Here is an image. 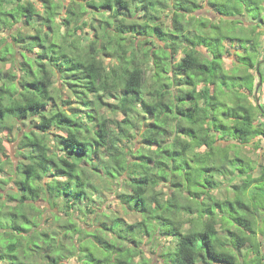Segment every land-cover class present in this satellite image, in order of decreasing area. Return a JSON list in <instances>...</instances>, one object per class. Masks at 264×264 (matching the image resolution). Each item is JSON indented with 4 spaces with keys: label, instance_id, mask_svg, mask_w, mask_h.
I'll return each instance as SVG.
<instances>
[{
    "label": "trees",
    "instance_id": "16d2710c",
    "mask_svg": "<svg viewBox=\"0 0 264 264\" xmlns=\"http://www.w3.org/2000/svg\"><path fill=\"white\" fill-rule=\"evenodd\" d=\"M263 30L264 0H0V264H264Z\"/></svg>",
    "mask_w": 264,
    "mask_h": 264
},
{
    "label": "rangeland",
    "instance_id": "374dc122",
    "mask_svg": "<svg viewBox=\"0 0 264 264\" xmlns=\"http://www.w3.org/2000/svg\"><path fill=\"white\" fill-rule=\"evenodd\" d=\"M203 11L204 10H201V11H199V13L200 12L203 13ZM260 39L263 42V46H264V30H263V35L260 37ZM103 59H104L105 63L108 62L107 58L104 57ZM262 59L264 60V55H263ZM229 60L230 59L225 60L226 67H230V61ZM263 72H264V67H263ZM260 97H261V100H262V104L264 105V92L261 93ZM109 116H111V114H109ZM116 116H117V119H121L122 118L121 115H116ZM29 126H31L29 124V122H23L22 124H20V127H21V129L23 131L28 130ZM20 134H21V132L19 133L18 136H20ZM8 138L12 139L13 137L11 135H9ZM5 146H6V153L8 155H10V157L13 160L14 163H17V161L19 160V156L17 155V150L15 148L16 147V142H9V140H7L5 142ZM263 147H264V143H263ZM251 154H252V156L254 158L256 157V155L263 156L264 155V150H261V149L260 150H256L254 152V154L252 152H251ZM102 196H103V204H102V207H101V211H104L105 213H110V212H117V214L120 213L121 216H123L128 222H132L134 220L131 216L126 215V214L123 213V211L121 210L120 206L117 204V200H116L114 194L108 195V193H107V194H103ZM146 249H148V246H147ZM147 251H149V250H147ZM151 251H152L151 253L148 252L147 256L153 258V261L156 264L157 257H156V255L153 256V254H152L153 250H151ZM69 264H76L75 260L72 259Z\"/></svg>",
    "mask_w": 264,
    "mask_h": 264
},
{
    "label": "water",
    "instance_id": "95a60500",
    "mask_svg": "<svg viewBox=\"0 0 264 264\" xmlns=\"http://www.w3.org/2000/svg\"><path fill=\"white\" fill-rule=\"evenodd\" d=\"M262 63H264V60L261 61V63H259V64L257 65V70H259L260 64H262ZM257 75H258V77L260 78V73H259V71H258ZM259 85H260V82H259ZM255 101H256V104L258 105L259 101H258V98H257V92H255Z\"/></svg>",
    "mask_w": 264,
    "mask_h": 264
}]
</instances>
